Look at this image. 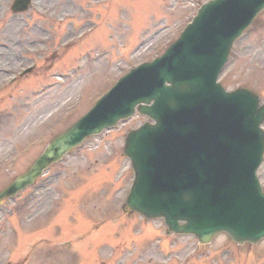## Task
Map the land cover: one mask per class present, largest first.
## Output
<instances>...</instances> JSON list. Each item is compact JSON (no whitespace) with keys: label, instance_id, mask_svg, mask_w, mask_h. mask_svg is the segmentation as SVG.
Returning a JSON list of instances; mask_svg holds the SVG:
<instances>
[{"label":"rangeland","instance_id":"1","mask_svg":"<svg viewBox=\"0 0 264 264\" xmlns=\"http://www.w3.org/2000/svg\"><path fill=\"white\" fill-rule=\"evenodd\" d=\"M204 1L33 0L29 10L7 24L6 31L9 13L2 3L0 43H9L10 48L0 49V189L25 171L48 140L86 112L118 77L160 54ZM29 65L33 69L20 75ZM222 79L226 88H251L264 101V14L236 45ZM144 120L134 116L91 137L64 163L49 169L37 186L4 200L0 262L107 264L109 253L110 261L114 260L134 243L139 252L127 256L128 264H264V240L253 247L236 246L221 234L210 245L199 246L193 237H164L159 221H144L137 232L132 212L122 215L132 220L125 226L122 221L106 220L94 227L95 219L107 218L117 202L124 203L132 180L122 152L124 137ZM54 172L62 173L48 180ZM259 175L264 187V162ZM31 193L33 202L25 208L30 205L25 197ZM9 210L17 214L11 217ZM28 212L35 216L26 219ZM18 222V234L11 235L9 228ZM158 234L162 237L156 245L152 238ZM42 239L53 241L60 250L38 244L30 258L23 257L32 243ZM61 242L71 246L65 248ZM190 255L194 256L189 259Z\"/></svg>","mask_w":264,"mask_h":264},{"label":"water","instance_id":"2","mask_svg":"<svg viewBox=\"0 0 264 264\" xmlns=\"http://www.w3.org/2000/svg\"><path fill=\"white\" fill-rule=\"evenodd\" d=\"M263 7L264 0L203 4L161 58L122 77L54 137L0 199L32 183L85 135L129 116L138 105L156 123L126 137L124 152L135 173L127 204L149 218L164 216L170 229L195 232L202 242L218 231L238 243L256 242L264 236V197L253 177L263 149L258 126L264 105L248 89L224 91L216 78L233 39ZM179 219L186 223L180 225Z\"/></svg>","mask_w":264,"mask_h":264},{"label":"bare ground","instance_id":"3","mask_svg":"<svg viewBox=\"0 0 264 264\" xmlns=\"http://www.w3.org/2000/svg\"><path fill=\"white\" fill-rule=\"evenodd\" d=\"M9 60L12 61V62L14 61L12 58H10Z\"/></svg>","mask_w":264,"mask_h":264}]
</instances>
